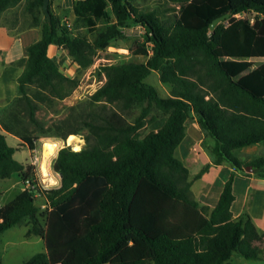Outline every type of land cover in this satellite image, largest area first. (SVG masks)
<instances>
[{"label":"trees","instance_id":"trees-1","mask_svg":"<svg viewBox=\"0 0 264 264\" xmlns=\"http://www.w3.org/2000/svg\"><path fill=\"white\" fill-rule=\"evenodd\" d=\"M54 1L49 21L43 0H0V16L16 15L10 31L41 32L17 61L24 68L17 95L0 110L3 128L30 150L42 136L69 141L78 134L86 142L58 150L60 184L44 188L0 130V176L17 172L35 183L0 204V233L24 223L27 236L45 240V250L21 264H233L234 253L262 257L264 231L249 214L235 218L232 205L236 171L252 165L264 177V155L246 161L236 153L264 141V0H73L70 25L64 12L55 14ZM245 12L255 15L238 16ZM225 13L231 15L211 28ZM132 26L144 29V40L125 32ZM52 43L78 64L74 76L49 54ZM110 46L131 55L101 63L104 82L46 126L39 108L69 96ZM152 70L170 95L146 80ZM194 117L212 139V162L235 168L212 208L191 191L209 165L192 174L176 152ZM148 124L157 127L143 134Z\"/></svg>","mask_w":264,"mask_h":264},{"label":"crops","instance_id":"crops-1","mask_svg":"<svg viewBox=\"0 0 264 264\" xmlns=\"http://www.w3.org/2000/svg\"><path fill=\"white\" fill-rule=\"evenodd\" d=\"M64 2V1H63ZM53 2L52 8L55 14L64 12V3ZM73 2V1H72ZM68 2V6H70ZM72 7V6H71ZM65 13V12H64ZM2 16V15H1ZM0 16V110L5 107L18 93L17 78L23 71L24 66L18 64L17 61L28 55V46L40 38L41 32L38 27H28L15 34L10 31L9 23L6 20H1ZM71 21L68 14H64V20ZM129 50L125 47H118ZM49 54L55 57L60 63L61 68L69 76H74L77 71L78 64L68 54L67 49L55 43L49 47ZM150 74H155L156 82H159L164 87L167 94L170 95V88L160 79V74L156 70H152ZM194 127L198 134L191 135L188 132L183 141L177 148V153L180 154L185 164L190 169L192 174L200 171L205 165H209L208 169L203 172L201 177L196 179L191 187L192 195L199 200L201 205L212 208L218 201L223 184L235 168L229 163L217 164L212 162L211 155L206 149V142L212 143L197 118L193 119ZM0 130L6 136L7 133L0 123ZM17 140H21L19 136L11 133ZM41 138L40 140H42ZM48 141L55 142L57 151L64 146L65 141L57 137H49ZM32 154V152H31ZM239 157L243 160H251L257 156L264 155V141L250 144L239 149ZM33 164L32 159L27 162ZM249 166V165H248ZM247 167V166H246ZM246 169V168H245ZM248 172L241 170L236 171L234 180L235 200L232 205L233 215L238 218L244 214H249L259 229L264 231V177L259 176L254 168L246 169ZM59 178L61 177L60 174ZM25 188V187H24ZM0 204H3L0 202Z\"/></svg>","mask_w":264,"mask_h":264},{"label":"rangeland","instance_id":"rangeland-1","mask_svg":"<svg viewBox=\"0 0 264 264\" xmlns=\"http://www.w3.org/2000/svg\"><path fill=\"white\" fill-rule=\"evenodd\" d=\"M56 1L57 3H62L64 1V12L72 18L73 11L71 6L73 0ZM68 2L71 3L70 6H68ZM254 15V12H245L242 14H238V16L251 17H253ZM15 17V12L13 10H9L1 16V20L4 19L6 20V22L11 24ZM125 32L132 37H138L141 40L145 39L144 29L141 26L127 27L125 28ZM116 52L120 53V55L123 56H116ZM130 55L131 54L129 50H125L115 46H110L106 50H101L96 57L94 64L87 68L81 75L80 83L74 89V91L66 98L58 100L52 106L42 105L37 111L38 117L41 120L45 121L46 126H49L55 121H58L59 119L65 117L69 112L70 105L75 104L78 101L88 99L89 96L104 82L106 77L104 75L99 76L97 74V68L101 63L107 61H116L120 57L128 58L130 57ZM154 76L155 74H149L146 77V80L154 84L162 95H166L167 92L165 91L164 87L161 86L159 82H156L157 78H154ZM188 125L189 134L194 136L198 134L199 131L198 129H195L193 120H190ZM156 127L157 124H148L142 129V133L145 134L149 130ZM79 136L83 139V147L86 143L85 139L81 135ZM49 137H57L62 141H65L66 145H71L73 147V145L71 144V140L66 141V139H63L60 136L52 135L40 137L36 142V148L34 150H30L27 146H22L21 140L19 141L11 133H7V139L9 143L18 147L14 154L15 157L25 163L29 162L32 159L34 166L33 172L42 183L44 188L55 187L60 184L59 175L53 168V162L55 159L54 154L56 153L58 147H55L53 154L48 157L46 161V170H43V146L44 143L48 141L47 138ZM41 138L43 139L40 140ZM236 153L239 154V149L236 151ZM177 155L180 157L179 153H177ZM24 187V182L17 172L13 173L10 177L0 176V202L6 203L10 201L16 195H18L24 189ZM37 203L42 209H46L49 206V202L43 195H39L37 197ZM27 229V226L24 223H21L12 226L11 228H8L4 232L0 233V264H21L36 252L45 250V240L43 239V237L39 235H32L29 237L26 235ZM231 261L233 264H264V255L260 258H247L240 253H234Z\"/></svg>","mask_w":264,"mask_h":264},{"label":"bare ground","instance_id":"bare-ground-1","mask_svg":"<svg viewBox=\"0 0 264 264\" xmlns=\"http://www.w3.org/2000/svg\"><path fill=\"white\" fill-rule=\"evenodd\" d=\"M70 140H71V144L73 145L74 149H81L83 145V139L79 135L72 136ZM64 145H66V142ZM43 147L42 148L44 149V154L42 153L43 154L42 158H43V170L45 171L46 161L48 157L53 154L55 147H56V143L51 142V141H46Z\"/></svg>","mask_w":264,"mask_h":264},{"label":"water","instance_id":"water-1","mask_svg":"<svg viewBox=\"0 0 264 264\" xmlns=\"http://www.w3.org/2000/svg\"><path fill=\"white\" fill-rule=\"evenodd\" d=\"M43 10L45 12L46 17L48 18L49 21L52 19V14L50 11V0H43ZM231 15V13H225L223 15H220L216 17L212 22H211V28H214L220 21L228 18ZM253 166L249 165L246 167V169H251L252 170Z\"/></svg>","mask_w":264,"mask_h":264},{"label":"built area","instance_id":"built-area-1","mask_svg":"<svg viewBox=\"0 0 264 264\" xmlns=\"http://www.w3.org/2000/svg\"><path fill=\"white\" fill-rule=\"evenodd\" d=\"M66 22L70 25L69 21L66 19ZM38 183L42 185V183L38 179ZM25 187H35L34 180L28 178L24 182ZM43 186V185H42Z\"/></svg>","mask_w":264,"mask_h":264}]
</instances>
